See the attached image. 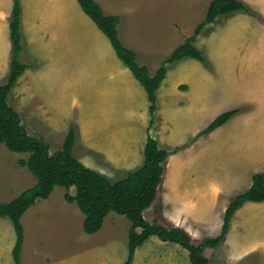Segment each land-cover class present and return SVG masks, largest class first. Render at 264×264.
I'll use <instances>...</instances> for the list:
<instances>
[{"label":"crops","instance_id":"1","mask_svg":"<svg viewBox=\"0 0 264 264\" xmlns=\"http://www.w3.org/2000/svg\"><path fill=\"white\" fill-rule=\"evenodd\" d=\"M94 1L104 14L119 18L118 34L126 48L141 57L150 56L152 58L167 56L179 46H170L171 38L174 42H181V44L184 42L185 39L182 36L186 30V11L192 10L193 5L199 4L198 21L202 19V16L205 17L207 8L205 3L207 0ZM238 1L250 8L249 13L240 11L230 16L227 15L220 24H230L233 20L244 24L246 21L254 22L260 27L258 46H262L261 42L264 44V0ZM18 2L22 46H27V49L25 48L23 51L24 56H20L22 51L19 53L18 60L21 58L19 61L24 65L27 60L36 65L24 71L18 79L17 85L12 89L13 92L16 91L15 93L19 94L20 98L25 99L24 103H28V109L31 112L44 105V112L48 111L53 115L52 122L55 124L52 123V125L54 128H58V125L61 124L64 125L63 121H66L67 118L77 121L80 138L76 139V142L84 146V150L80 149L81 152L78 155L75 142L73 156L85 167L97 171L111 181L122 180L127 174L141 168L144 162L142 149H144L148 138L146 134L147 95L141 85L133 80L135 78L129 74L130 71L118 60L107 37L85 15L78 0H18ZM13 4L14 0H0V80L6 78L9 70L12 50L9 21ZM218 19L214 23H218L220 21ZM197 21L190 26V30L194 31L196 26L202 22L197 24ZM212 25L214 24L207 25L206 28H210ZM245 26L238 31L240 36L245 34L247 30ZM243 39L245 42V36ZM233 47L231 49L233 51L244 52L243 55H239L240 58L244 56V59L252 64L248 49L242 51L237 46ZM252 50L256 61L263 59L257 55L254 48ZM4 55H6V61L3 63ZM43 59H46L45 62ZM111 62L116 63V67H112ZM211 65V74H214L213 60H211ZM48 66L49 71L47 70ZM250 70L247 68L245 73ZM47 75L55 76L54 79L57 82L60 81L62 85V89L59 87L58 91V103L53 102L55 96L52 97V101L46 99L44 91H35L32 95L27 94L25 86L21 84L22 81L27 80V76L47 79ZM76 83L84 84L83 88L78 90L79 93L75 89ZM19 85L22 86L19 88ZM238 88L234 89L233 95L225 97L227 104L212 110L214 115L211 116V122L223 113L237 109L242 111L208 135L193 139L203 129L201 122L194 124L189 133H187L188 131L184 133L186 137H181L179 134L174 135L175 131L172 128L164 127L167 121H170V118H167L168 115L163 116V126L149 132L150 136L158 138L160 145L169 148L177 147L179 150L168 157L156 199L151 207L143 212L144 219H146L145 213L154 208L160 212L162 220L184 230L193 242L198 243L204 238H214L220 234L227 206L237 195L246 192L251 187L252 177L255 174H264V110L257 111L258 121L251 122L249 116L256 110L257 105L254 101L249 100V95L246 98L241 95ZM70 89L72 91H69ZM188 95L186 91L175 97L173 105L176 109L186 108ZM8 99L9 96L7 103L12 107ZM124 103L128 108L125 111L127 114H134L142 120V124L137 122L139 120L135 121V124L142 128V130L134 128L136 137L128 140L126 145L119 141L112 150L106 147L105 140H92L95 139L94 129L88 121L91 115H108L110 110L123 108ZM156 104V112L159 115L157 96ZM199 104L202 106V98L198 99L196 96L191 107L196 109ZM86 106H90V112L83 116L82 113ZM75 111L79 114L77 118L73 116ZM60 129H64V126H59L58 130ZM232 135L234 138L230 143ZM192 139L193 143L191 142L188 148L186 146L184 149L185 144ZM208 141L212 142V146H215L216 149V156L214 154L210 156L209 173L203 172L195 166V162L199 158L192 160L190 156L185 159L187 153H192L194 147ZM2 146L4 147V145ZM182 146L183 148H180ZM231 146L234 147L235 155L232 153ZM249 146L255 149L253 156L247 153L246 149ZM4 151H7V158L11 154H16L7 149ZM94 154H98V161L110 164L118 175L112 169L107 171L103 166L91 165ZM234 156L240 157L241 166L238 162L233 161ZM243 156L247 158L243 160ZM1 158L5 162L4 155ZM20 162L18 168L21 170L25 166H21ZM5 167L4 163L3 169L2 162V166L0 165V204L10 203L36 187V180L32 175H29L31 183L28 184L26 177L19 175L18 169L16 174L11 176ZM199 170L200 172H198ZM71 188L73 187H70V190H74ZM56 189L57 187L53 192ZM74 193L75 191L69 194L73 196ZM51 194L45 200L36 201L20 218L23 242L19 254V264H83L84 255L89 254L94 246L101 244L98 237L105 241L106 232L105 230L102 232V229L103 227L107 228L108 225L104 222L105 226L103 225L98 233L84 234L85 237L80 234L79 225H83L84 217L83 215L79 216L75 211L73 206L75 203L66 201L64 189L60 192V199H58V204L62 208L60 215H49L46 218V215L50 213V208L46 206L43 209V205L51 201ZM254 210L260 211V215H264V203L246 202L231 219L225 241L217 248L218 250L228 248V252L224 255L225 264H236L233 263L234 260L240 261L250 254L257 256L264 264V243H259L257 247L243 249L240 248L238 242L233 241L235 238L234 228L239 225L238 217L245 218ZM111 213L105 218L110 219L109 226L114 223V217L109 216ZM154 220L147 221L151 223ZM1 242L3 245H0V264H11V260L14 264L12 251L16 244V233L12 222L7 218H0ZM4 247L5 249H3ZM217 249H206L205 257L210 261L208 253L211 254V251Z\"/></svg>","mask_w":264,"mask_h":264},{"label":"rangeland","instance_id":"2","mask_svg":"<svg viewBox=\"0 0 264 264\" xmlns=\"http://www.w3.org/2000/svg\"><path fill=\"white\" fill-rule=\"evenodd\" d=\"M211 0H207L206 6L210 3ZM199 4L193 5L192 10L186 11V22H185V34L182 36L183 39H186L193 34V29L190 30V26L197 21L200 14L199 12ZM207 9V8H206ZM250 10V8H248ZM230 16V15H229ZM204 16L201 18L203 19ZM235 18V17H234ZM202 19L197 21V24L202 21ZM226 19L225 17H219L218 23H213L214 25L210 26V28L204 27L200 35L195 40V47L201 53L205 60V64H201L200 62L193 60V59H185L180 62H175L173 64L166 66V75L165 81L157 91V102H159L158 107L160 108L159 115H157V104H156V111L154 113V119L152 123H150L151 118L149 112L147 113V127H146V134L148 137L150 136V131H155L159 128V126H163V116L168 115L167 118H170V121L164 125L166 128H172L175 132L174 135H180L181 137L184 136V133H189L191 129H193L194 124L202 123L204 130L210 123H211V116L214 115L212 112L213 109H216L223 104H227V99L225 97H229L233 95L234 89L239 87V93L243 95L245 98L249 95L250 101H254L256 106V110L250 114L249 119L251 118V122L258 121V113L257 111L264 110V44L261 42L262 46H258L259 39V31L260 27L256 25L254 22L246 21L245 24L242 22H238V20H233L230 24L221 25L220 23L222 20ZM247 27V30L243 36L238 34V31L242 30ZM245 36L246 41L244 42L243 37ZM23 42V41H22ZM174 42L171 38L170 46H178L181 45V42ZM183 44V43H182ZM233 46H237L240 50L245 49L249 52V58L252 62L244 59V56L240 58L239 55H243L244 52H236L231 50ZM27 49V46H22V52L20 56L23 55V51ZM177 48V47H176ZM234 48V47H233ZM256 50L258 56L263 58L262 60L256 61L254 58V52L252 49ZM252 55H251V54ZM137 61L140 66H146L150 72L149 74L152 76L157 69L161 66L162 61L168 56H158L156 58L152 57H141L137 54ZM66 58V57H65ZM240 58V59H239ZM21 61V58H19ZM46 59H43L45 62ZM211 60H213L214 65V74H211ZM6 61V55H4L3 63ZM19 61V62H20ZM118 61V60H117ZM31 62V61H30ZM28 60L26 64L28 68L35 67V63H30ZM25 64V65H26ZM58 64V63H57ZM250 65V66H249ZM33 66V67H32ZM112 67H116V63L111 62ZM27 68V69H28ZM49 71V66L47 67ZM54 68H57L54 66ZM250 68V72H246V69ZM127 70V69H126ZM52 71V68H51ZM129 73V72H128ZM131 74V73H129ZM22 76V75H21ZM20 76V77H21ZM131 76V75H130ZM19 77V78H20ZM55 77V76H54ZM54 77L49 75L45 77L33 78L27 76L26 81H22L21 84L25 86L26 93L32 95L35 91H44L45 98L52 101V97L55 96L53 102H59L58 91L59 87L62 89V85L60 81H56ZM42 78V79H41ZM56 78V77H55ZM60 80L59 77H57ZM133 78V77H131ZM2 80V81H1ZM0 80V85L5 83L6 78ZM135 81V79H133ZM28 81V82H27ZM18 80L15 85H17ZM177 84V88H176ZM14 85V87H15ZM19 85V88L20 86ZM188 85V88H187ZM84 84H77L75 85V89L77 93L78 90L83 88ZM110 86V85H107ZM139 86V85H138ZM13 87V88H14ZM114 87V86H111ZM18 90V88H17ZM69 91H72L70 89ZM75 91V93H76ZM188 97L186 99V108L176 109L173 105L175 103L174 99L179 94L186 92ZM222 91V92H220ZM238 91V90H237ZM11 90L9 94V103L11 104L14 111H16L19 115V122L25 128L27 134L31 137L39 139L43 141L49 148L48 153L52 155L61 150V144L63 139L68 133L69 129H72L75 134V142L76 139H79V127L73 118H70L63 121L64 129L58 130V128H54L52 123L53 115L50 114L48 111L44 112L45 107L44 105L42 108L36 111H30L28 109V103H24L25 99L23 97L20 98L19 94L15 93ZM20 92V90H19ZM74 93V94H75ZM118 96V94H117ZM198 99L202 98V106L199 104L197 108L191 107V104H194L195 97ZM119 98V97H118ZM224 98V99H223ZM224 100V102H222ZM124 102V101H123ZM52 103V102H51ZM188 103V104H187ZM10 106V105H9ZM149 107V104H148ZM90 106H86L83 110L82 115L86 116L89 114ZM128 110L125 103L123 108H118L116 110H110L108 115H96L89 118V125L94 129V138L92 140L98 141L99 139L105 140L106 147H109L111 150L117 146L118 142L120 141L123 145H126L128 140H132L135 136V129L138 128L142 130L140 126L135 124L140 122L142 124L141 118L134 114H127L125 111ZM239 110V109H237ZM242 111V110H241ZM140 112V111H139ZM46 113V114H44ZM73 116L77 118L79 114L77 111L74 112ZM202 116V117H201ZM95 118V119H94ZM132 125V127H130ZM254 126V125H253ZM125 127V128H123ZM53 128V130H52ZM168 131V129H166ZM60 135V136H59ZM198 134L193 138L199 139L201 136L197 137ZM154 140H156L159 144V147L170 152L177 147H167L165 145H160L158 138H154L150 136ZM234 136L230 137V143L233 140ZM190 140L184 146L185 147L193 143L194 140ZM212 142L208 141L203 143L202 145L196 146L193 148L192 153H187L185 159L191 156L192 160L195 158H199L198 161L195 162V166L203 172H210L211 164H210V156L214 154L216 156V149L215 146H212ZM109 145H113L110 147ZM76 146L78 151L76 153L80 155L81 150H84V146H81L80 143L76 142ZM80 146V147H79ZM180 148H183L180 147ZM81 149V150H80ZM232 153L235 155L234 147L231 146ZM2 144L0 145V165L2 166L3 162V169L4 163L6 165L5 170L11 176L16 174L17 169L19 170V175L26 177V183H31V176L28 169L25 168H18L20 167L18 163L20 160L27 161L29 155L28 154H21V155H10L7 158V151ZM143 150V149H142ZM179 150V148H178ZM247 153L251 156L254 155L255 149L253 147H248ZM174 154V153H173ZM2 155L6 158L5 162L2 160ZM91 155V151H90ZM94 158L92 159L91 165L93 166H103L107 171L111 169L118 175L117 171L108 163L103 161H98V154L92 155ZM170 156V155H169ZM247 157L243 156V160ZM168 159V158H167ZM19 160V161H18ZM218 160V159H217ZM233 161L239 163L241 166L240 157L233 158ZM245 163V162H243ZM186 164V163H185ZM184 164V165H185ZM166 165V164H165ZM194 170V169H192ZM200 170L198 172H200ZM180 171H183L180 169ZM33 184V183H32ZM56 188V187H55ZM66 191V195H70L74 190H70L67 188L57 187V189L51 194V201L43 205V209L47 206L50 208V213L46 215L48 218L49 215L53 216L60 215L62 208L58 204V199H60V192ZM73 189V188H71ZM245 189V188H244ZM54 190V189H53ZM243 190V188H242ZM28 198L30 196L37 197L36 194H39V191L34 187L30 191L28 190ZM26 196V197H27ZM39 199L34 200V203ZM63 202V201H62ZM62 204V203H60ZM75 211L82 217L79 209L73 204ZM145 212V211H144ZM253 213L248 215L245 218H239V225L234 228V235L235 238L233 241L238 242L240 248L243 249H250L252 247H257L259 243H264V215H260L261 212L254 210ZM159 213V214H158ZM114 217L113 225L109 226L110 219H104V223L107 228L103 227L102 232L105 230L106 236L105 241L100 240L98 237L99 243L98 246H94L89 254L84 255L82 259L83 264H123L127 257V243H128V230L130 227L129 222L126 220L124 216L117 215L115 213H111ZM107 217V216H106ZM143 217V213H142ZM44 218V219H46ZM145 218L147 220L156 219L151 223H155L166 228L174 227L170 224V222L166 220H162L160 216V212L155 210L154 208L147 211L145 213ZM234 218V217H233ZM144 219V220H146ZM159 219V220H157ZM146 220V221H147ZM243 220V221H242ZM233 221V220H232ZM241 221V222H240ZM148 222V221H147ZM236 222V221H234ZM55 223V222H54ZM103 223V225H104ZM150 223V222H148ZM48 225V223H47ZM81 225H79V232L82 236L85 237L84 233L82 232ZM53 226V225H52ZM105 226V225H104ZM101 232V233H102ZM100 236H102L100 234ZM197 243V242H194ZM3 245V242L0 243ZM5 249V247L3 248ZM83 252V251H82ZM228 252V248H223L220 250L211 251V254L208 253V257L210 259L209 264H225V253ZM223 255V256H222ZM222 256V257H221ZM224 260V261H223ZM62 261V260H61ZM64 261V260H63ZM233 263L236 264H263L262 260L259 259L257 256H253V254L248 255L246 258L242 260H234ZM12 264V260H11ZM131 264H191L188 259V252L181 248L180 246L162 242L156 237L149 238L141 247L137 248L135 251L133 261Z\"/></svg>","mask_w":264,"mask_h":264},{"label":"trees","instance_id":"3","mask_svg":"<svg viewBox=\"0 0 264 264\" xmlns=\"http://www.w3.org/2000/svg\"><path fill=\"white\" fill-rule=\"evenodd\" d=\"M78 4L85 15L107 37L118 60L146 92L150 123L154 119L156 93L165 78L166 66L185 59H193L205 64L203 56L194 45L204 27L222 16L240 11L249 13V9L238 0H211L204 20L196 26L192 36L186 38L183 44L175 48L151 76L146 66L138 64L137 54L121 42L118 34V17L104 14L94 0H78ZM9 30L11 58L5 83L0 85V144L4 145L9 152L29 155L28 160L21 161L20 164L25 166L35 178V188L39 191V194H36L37 197L34 195L28 198V193H26L10 203L0 204V218L9 219L16 233V244L12 251L14 264H19L23 242L20 225L22 214L33 205L35 198L47 199L55 187L74 188V195H66L65 198L68 203H75L83 215L82 229L86 235L98 233L102 229L104 219L111 212L126 218L130 227L127 234V257L123 264H131L137 248L151 237L185 249L191 264H209L204 251L217 249L222 245L236 211L246 202L264 203V174L257 173L252 177L251 187L246 192L237 195L227 206L220 234L214 238H204L194 243L191 237L180 228H166L155 223H148L142 217V213L155 201L158 188L162 183L167 158L177 152L178 148L168 152L160 148L158 142L149 136L143 149L142 167L127 174L119 181H111L97 171L85 167L73 156L75 134L72 129L68 130L61 150L49 155L48 146L43 141L27 134L19 122L18 113L7 103V98L17 80L28 68L18 60L22 50L18 0H14ZM240 112L241 110H232L217 116L197 137L210 134Z\"/></svg>","mask_w":264,"mask_h":264}]
</instances>
